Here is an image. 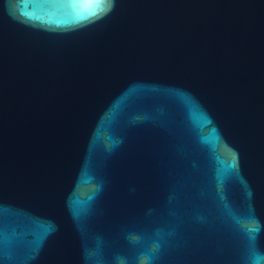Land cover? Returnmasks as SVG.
Returning a JSON list of instances; mask_svg holds the SVG:
<instances>
[{
  "label": "water",
  "instance_id": "1",
  "mask_svg": "<svg viewBox=\"0 0 264 264\" xmlns=\"http://www.w3.org/2000/svg\"><path fill=\"white\" fill-rule=\"evenodd\" d=\"M0 0V264H264V0Z\"/></svg>",
  "mask_w": 264,
  "mask_h": 264
},
{
  "label": "snow or ice",
  "instance_id": "2",
  "mask_svg": "<svg viewBox=\"0 0 264 264\" xmlns=\"http://www.w3.org/2000/svg\"><path fill=\"white\" fill-rule=\"evenodd\" d=\"M106 0H77L73 5L82 18L97 16L105 11Z\"/></svg>",
  "mask_w": 264,
  "mask_h": 264
}]
</instances>
